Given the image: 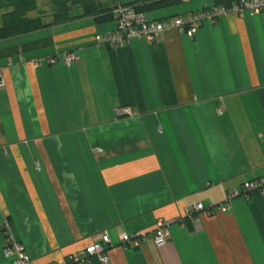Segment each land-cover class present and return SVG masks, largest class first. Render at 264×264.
Wrapping results in <instances>:
<instances>
[{
  "label": "crops",
  "instance_id": "obj_1",
  "mask_svg": "<svg viewBox=\"0 0 264 264\" xmlns=\"http://www.w3.org/2000/svg\"><path fill=\"white\" fill-rule=\"evenodd\" d=\"M212 5L181 0L147 17ZM52 14V0H37L28 17ZM115 30L114 17L80 16L0 38V264L4 220L32 264L63 263L102 230L108 261L83 264H264V193L181 219L264 178V10L111 48L100 38ZM159 218L161 246L150 234ZM121 232L149 234L123 249Z\"/></svg>",
  "mask_w": 264,
  "mask_h": 264
},
{
  "label": "built area",
  "instance_id": "obj_2",
  "mask_svg": "<svg viewBox=\"0 0 264 264\" xmlns=\"http://www.w3.org/2000/svg\"><path fill=\"white\" fill-rule=\"evenodd\" d=\"M264 10V0H242L232 4L230 7L222 5H212L208 8L188 12L173 17L164 19H151L147 14L135 11L129 5L120 4L114 9L116 19V30L104 35L100 40L106 43L111 48H119L124 42H130L133 39L143 38L146 42L151 43L155 36L166 30L175 29L180 34L190 38L194 37L199 27L203 23H213L220 16H225L229 13L242 15L244 12L250 14H259ZM77 58L75 52H69L64 55V62L70 63ZM47 63H53L54 59L48 57L45 59ZM37 64V62H34ZM4 86V79L0 73V87ZM118 112H129V109L122 107ZM252 191L264 193V178L245 181L240 187H234L227 190L224 200L216 205H204L195 203L190 207L183 209L182 218L188 217L197 219L198 212L206 211L209 214L215 213L217 210L227 211L230 208V202L238 196H247ZM168 221L161 218L157 219L150 234L153 242L157 246L166 243V235H168ZM2 233L5 237L3 247V255L9 259V264H32V261L25 250V246L13 239L9 231V223L4 220L1 223ZM149 232H136L129 234L121 232L119 234L118 245L123 249L130 246H138L140 242L148 236ZM114 243L107 230H102L97 237L91 241L84 249L69 254L63 263L60 264H83L90 262L92 257H96L101 262H107L108 247Z\"/></svg>",
  "mask_w": 264,
  "mask_h": 264
},
{
  "label": "trees",
  "instance_id": "obj_3",
  "mask_svg": "<svg viewBox=\"0 0 264 264\" xmlns=\"http://www.w3.org/2000/svg\"><path fill=\"white\" fill-rule=\"evenodd\" d=\"M181 0H130L123 5L131 6L135 11L147 14L149 11L168 7ZM213 5L230 7L242 0H212ZM53 14L49 21L39 17H28V13L36 8L37 0H0L1 25L0 38L26 33L56 23L73 20L80 16H93L94 20L108 21L115 18L114 7H103L98 0H52ZM80 9L74 13V9ZM116 20V19H115Z\"/></svg>",
  "mask_w": 264,
  "mask_h": 264
}]
</instances>
